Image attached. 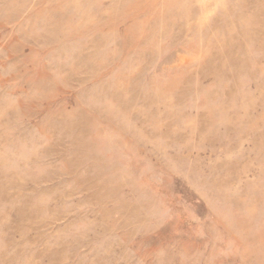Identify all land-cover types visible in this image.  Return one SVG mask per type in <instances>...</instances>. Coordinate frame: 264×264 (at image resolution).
I'll return each instance as SVG.
<instances>
[{
    "label": "rangeland",
    "instance_id": "obj_1",
    "mask_svg": "<svg viewBox=\"0 0 264 264\" xmlns=\"http://www.w3.org/2000/svg\"><path fill=\"white\" fill-rule=\"evenodd\" d=\"M0 264H264V0H0Z\"/></svg>",
    "mask_w": 264,
    "mask_h": 264
}]
</instances>
